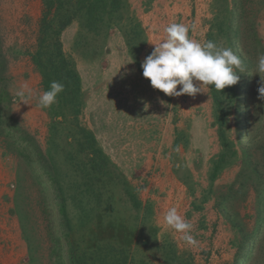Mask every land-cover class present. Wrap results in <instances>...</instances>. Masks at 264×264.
Wrapping results in <instances>:
<instances>
[{"label":"rangeland","instance_id":"obj_1","mask_svg":"<svg viewBox=\"0 0 264 264\" xmlns=\"http://www.w3.org/2000/svg\"><path fill=\"white\" fill-rule=\"evenodd\" d=\"M156 1L142 2L141 19L130 8L144 30L145 45L136 61L116 29L110 31L101 50L93 52L88 47H75L80 31L76 22L62 33L64 52L74 61L81 78L83 107L79 123L96 137L122 179L150 212L149 215L143 210L139 214L132 212L125 198H121L120 184L112 185L103 192L104 198H111L109 207L93 209L89 224L80 225L75 211L67 206L72 231L66 238L61 231L58 202L43 165L50 161L59 171L63 184H70L77 180V175L65 156L73 155L76 148L71 116L67 114L65 122L59 124L51 117L49 108L40 107L38 102L43 93L41 77L30 55L35 48L41 0H0L2 76L8 81L7 101L0 104L3 121L0 124L3 133H0V264H57L53 254L56 242L61 248L60 262L67 264V240L78 249H91L96 243L110 244L126 249L145 264H165L161 247L166 242L174 246L177 256L186 264H234L237 243L242 236L234 232L230 218H236L244 232L251 234L256 226V195L249 189L245 196L227 200L224 213L219 204L227 198L229 186L244 170L245 151L249 149L248 160L264 165V153L259 147L264 144V100L258 99L257 91L264 73L259 74L261 78L256 74L258 57L264 53V0H242L244 12L241 9L234 14L233 21L235 17L241 20V44L237 40L233 44L218 42L219 47H230L244 66L247 61V67L244 73H237L240 79L235 86L241 93L239 107L226 106L227 136L234 143L237 157L220 172L204 203L202 192L208 189L210 163L221 152L209 88L195 97L184 94L171 96L166 101L143 77L141 64L153 51V44L166 37L164 29L172 23L183 24L189 29L191 39L205 43L209 23L213 20L212 0H203L196 15L190 12L191 7L194 8L190 4L178 8L173 0H168L166 6L163 0L154 4ZM240 1L230 0L232 4ZM148 13H154L156 18ZM253 28L258 39L252 34ZM24 84L32 90L30 97L17 95ZM180 87L178 85L177 90ZM249 137L255 143L251 147ZM183 168L188 173H184ZM224 171L227 173L222 177ZM186 174L191 176L195 197L178 178H187ZM237 189L238 185L234 190ZM193 203L199 209H194ZM173 207L193 225L191 234L198 246L188 245L182 241L181 233L166 225L164 216ZM207 209L215 217L214 224L209 226ZM148 223L157 229L156 238L149 235L146 227H143V237L136 231ZM262 232L263 228L243 264H264ZM26 238L33 246V263L29 260L31 252Z\"/></svg>","mask_w":264,"mask_h":264},{"label":"trees","instance_id":"obj_2","mask_svg":"<svg viewBox=\"0 0 264 264\" xmlns=\"http://www.w3.org/2000/svg\"><path fill=\"white\" fill-rule=\"evenodd\" d=\"M126 1L41 0V15L35 37V48L30 55V59L41 77L43 92L49 90L53 81L64 85L63 92L57 96V102L48 111L51 117L57 119L59 124L65 122L67 114L71 116V126L74 130L73 141L76 148L73 155L68 153L65 156L66 162L77 175V180L70 181V184H63L59 171L50 161H46L43 165V170L58 202L61 231L66 238H69L72 231L71 221L67 215V206L75 211L80 225L89 224L93 209L96 211L100 207H109L108 201L111 198L110 196L104 198L103 192L112 185L118 186L120 184V191L123 195L121 198H125V203L132 212L139 214L143 210V212H147V215L150 214L148 209L139 201L132 187L122 179L119 169L104 153L96 137L79 123L78 118L83 107L81 78L75 68L74 61L64 52L61 41L62 33L72 23L76 22L80 31L74 43L75 47H88L90 52L100 51L110 31L116 29L123 37L128 53L136 61V56L145 45L144 30ZM244 4L245 2L242 0L233 4L230 0H212L213 20L209 23L205 42L213 41L218 46V42L221 40L228 44H233L237 40V43L241 44V20L240 17H235L233 21V17L241 9L244 12ZM230 7H232V10ZM231 14L232 17L229 18ZM232 21L234 22V28L232 27ZM250 25L253 27L254 23L252 22ZM252 34L255 39H258L255 30ZM101 40L103 42L99 43ZM90 41H92V44ZM1 52L0 48V104L7 101L8 96L6 88L8 81L2 76L4 59ZM245 66L247 67V61ZM158 92L166 101L171 99V96H166L159 90ZM209 93L212 99L213 119L217 127L216 131L221 152L211 160L207 178L208 189L202 192V203L208 199V194L212 193L220 172L232 165L233 159L237 157L234 143L227 136L228 116L226 106L235 104L238 108L241 101V93L237 92V86L235 85L226 87L221 92L210 87ZM58 118L60 119L58 120ZM2 123L3 121L0 119V124ZM252 141L253 139L249 137L248 146L251 147L255 144ZM176 145L177 143H174V146ZM259 147L264 153V144ZM248 150H244L245 160H243V169L246 172L243 170L242 173L240 172L237 175L234 183L229 186L227 198H224L219 204L222 213H224L227 211L224 205L227 200L233 201L239 196H245L249 189L253 190L256 195V226L251 234L244 232L241 223L236 218H230L234 232L240 233L242 236L237 243L234 264H243L245 258H249L252 244L256 241V236L262 228L263 232L260 235L262 240L264 239V165L248 160L251 156ZM76 157H81V159L76 160ZM183 171L188 173L184 168ZM175 173L178 175L176 168ZM186 177L178 178L188 186L190 195L194 196L189 180L190 174H186ZM236 185H238V189L234 190ZM72 190L73 192H71ZM193 208L199 209L195 203H193ZM143 227H146V231L151 237L156 238L157 229L150 223L141 226L138 230L136 229L141 237H143ZM26 242L31 252L29 260L33 263V246L27 238ZM60 249L57 242L54 243L53 254L58 260L57 264H62L60 262ZM161 253L165 264H186L185 260L177 256L174 246L167 242L162 245ZM67 260V264H145L133 258L126 249L116 248L106 243H96L95 247L91 249H78L69 240H67Z\"/></svg>","mask_w":264,"mask_h":264},{"label":"clouds","instance_id":"obj_3","mask_svg":"<svg viewBox=\"0 0 264 264\" xmlns=\"http://www.w3.org/2000/svg\"><path fill=\"white\" fill-rule=\"evenodd\" d=\"M164 31L166 37L153 44L155 47L143 60L141 68L143 77L150 81L151 87L166 96L179 97L187 94L195 97L210 87L221 92L238 83V72H245L242 60L230 47H219L213 41L201 44L191 39L189 29L179 23L168 25ZM260 73H264V53L258 57L256 74ZM178 85L181 86L179 90ZM63 90L62 83L51 82L49 90L38 97L40 107L50 108ZM257 91L258 99L264 100V78L260 79ZM31 94L32 90L27 84L17 92L21 98L30 97ZM164 221L169 228L182 234V241L192 247L198 246L191 234L193 225L179 215L176 208L167 211Z\"/></svg>","mask_w":264,"mask_h":264},{"label":"crops","instance_id":"obj_4","mask_svg":"<svg viewBox=\"0 0 264 264\" xmlns=\"http://www.w3.org/2000/svg\"><path fill=\"white\" fill-rule=\"evenodd\" d=\"M143 1L144 0H128V2H127L130 5V8H131L132 12L134 11L135 15L138 18H140V19L142 18V15H143V11H142V8L140 6ZM173 1L175 2V5L174 6H177L178 8H181V7H183L185 5H188V4L194 6V8L191 7V9H190V12H193L194 15H196L198 13L199 6H201L202 3H203V0H173ZM158 3H161V2H159V0L156 1V2H154V4H158ZM163 4H164V6H166L167 4H169L168 0H163ZM184 9L185 8H182L181 10L184 11ZM166 13H168V12H166ZM148 14H150L153 17V19L156 18V16L154 15V13H148ZM166 15H168V14H166ZM226 173L227 172L224 171V173L222 174V177H224V175ZM205 215H206V221L208 223V226L214 224L215 217L213 216L212 211H209L207 209ZM218 225H219V229L221 230L222 227L220 226V221H218Z\"/></svg>","mask_w":264,"mask_h":264},{"label":"bare ground","instance_id":"obj_5","mask_svg":"<svg viewBox=\"0 0 264 264\" xmlns=\"http://www.w3.org/2000/svg\"><path fill=\"white\" fill-rule=\"evenodd\" d=\"M100 79H101V78H100ZM101 81H102V80H101ZM140 83H141V82H140ZM141 84H142V83H141ZM139 89H141V88H139ZM143 89H144V88H142V90H143ZM143 91H144V90H143ZM122 94H123V93H122ZM143 94H144V93H143ZM132 96H133V95H132ZM128 97H129V96H128ZM136 97H137V94H136ZM138 97H140V96H138ZM138 97H137V98H138ZM123 98H125V96H124ZM134 99H135V98H134ZM134 99L132 98V100H134ZM142 99H143V98H142ZM142 99H141V100H142ZM123 101H126V100L124 99ZM136 101H137V100H136ZM138 101H139V100H138ZM146 101H149V100H146ZM129 102H131V101H129ZM143 102H144V101H143ZM132 103H133V102H132ZM140 104H141V102H140ZM130 105H131V103H130ZM142 105H143V104H142ZM134 106H135V105H134ZM139 106H140V105H139ZM127 107H128V106H127ZM123 108H124V107H123ZM123 108H122V110H123ZM138 109H139V108H138ZM122 110H121V111H122ZM151 110H152V109H151ZM151 110H150V112H152ZM140 112H141V109H140ZM143 114H144V113H143ZM146 114H147V113H146ZM130 115H131V114H130ZM136 115H137V114H136ZM144 115H145V114H144ZM138 118H139V117H138ZM145 118H146V116H145ZM125 119H127V118H125ZM130 119H131V118H130ZM136 119H137V118H136ZM142 119H143V118H142ZM127 120H128V119H127ZM138 120H139V119H138ZM130 121H131V120H130ZM140 124H141V122H140ZM142 124H144V123H142ZM129 126H130V125H129ZM131 126H132V125H131ZM131 126H130V127H131ZM125 128H126V127H125ZM132 128H133V127H132ZM129 130H130V129H129ZM114 132H115V131H114ZM125 132H126V131H125ZM131 133H133V132H131ZM163 134H164V133H163ZM132 135H133V134H132ZM165 135H166V134H165ZM121 136H122V135H120V137H121ZM124 136H125V135H124ZM147 136H148V135H147ZM138 137H139V136H138ZM113 138L115 139V137H113ZM128 138H129V137H128ZM147 139H149V138H147ZM113 141H114V140H113ZM120 142H121V141H120ZM160 143H161V142H160ZM162 145H163V144H162ZM158 151H159V150H158Z\"/></svg>","mask_w":264,"mask_h":264}]
</instances>
